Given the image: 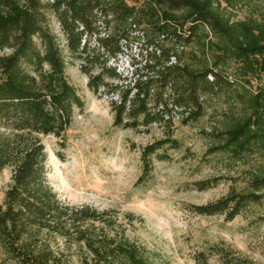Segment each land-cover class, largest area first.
Segmentation results:
<instances>
[{
  "label": "trees",
  "instance_id": "16d2710c",
  "mask_svg": "<svg viewBox=\"0 0 264 264\" xmlns=\"http://www.w3.org/2000/svg\"><path fill=\"white\" fill-rule=\"evenodd\" d=\"M222 1L232 3L0 0V169L13 167L0 202L1 264H66V250L74 247L83 253L84 264H155L129 238L119 213L89 204L72 205L59 197L48 177L45 144L27 134L62 136L75 106L85 105L67 77L69 59L82 62L95 93L105 88L119 95L118 101L112 100L115 126H168L165 137L143 147V171L136 185L150 179L154 157L171 160L168 151L182 148L172 130L175 114L184 124L199 120L207 111L206 95L226 93L242 104V111L210 132L217 141L207 153L229 152L237 160L255 153L264 156V86L239 91L237 80L224 67L228 60L235 61L239 77L249 85L262 79L264 20H232L221 9ZM202 32L215 37L211 49ZM196 36L204 57L197 65L181 63L179 51ZM93 38L97 45H92ZM140 40L145 46L140 51L142 65L135 64L136 76L126 83L114 63ZM220 179H203L196 185L206 189ZM263 200L264 173H253L245 191L232 189L215 201L191 204L190 209L203 215L224 214L230 221L248 205ZM224 256L225 264H256L236 257L232 250ZM197 258L199 264H209L204 253Z\"/></svg>",
  "mask_w": 264,
  "mask_h": 264
},
{
  "label": "rangeland",
  "instance_id": "374dc122",
  "mask_svg": "<svg viewBox=\"0 0 264 264\" xmlns=\"http://www.w3.org/2000/svg\"><path fill=\"white\" fill-rule=\"evenodd\" d=\"M220 7L232 20H264V0L222 1ZM55 24L60 31L57 21ZM139 32L142 34V30ZM202 33V40L211 49L215 37ZM198 37L184 50L179 49L181 63L197 65L204 57ZM142 43L138 41L114 63L127 78L126 83L136 76L132 73L135 64L142 65L140 51L145 48ZM92 45H97L95 38ZM81 63L69 59L66 74L85 105L75 106L72 122L62 136L27 133L45 144L49 155L48 177L59 197L72 205L89 204L119 213V221L127 228L129 238L155 264H199L200 253L209 257V264H225L226 250H232L236 257L264 264V200L248 205L230 221L224 214L203 215L190 209L191 204L215 201L232 189L245 191L253 173H264V156L259 153L241 160L229 152L207 153L217 141L210 132L242 111V104L226 93L206 95L207 111L199 120L184 124L176 113L172 130L182 141V148L168 151L171 160L154 157L150 179L136 185L143 171V147L165 137L170 130L160 123L138 129L115 126L112 100L118 101L119 95L105 88L95 93ZM224 67L230 78L237 80L239 91H256L264 86V76L252 80L250 85L241 80L239 66L233 60H228ZM6 133L13 135V131ZM12 171V166L0 169V202L11 182ZM214 177L221 179L212 187L199 189L196 185L199 180ZM127 213H133L134 218ZM66 252V264H84L81 250L74 247Z\"/></svg>",
  "mask_w": 264,
  "mask_h": 264
}]
</instances>
